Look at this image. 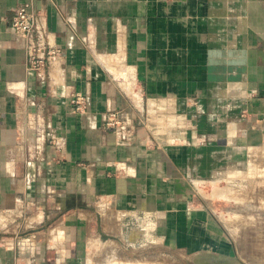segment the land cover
<instances>
[{"label": "crops", "instance_id": "crops-1", "mask_svg": "<svg viewBox=\"0 0 264 264\" xmlns=\"http://www.w3.org/2000/svg\"><path fill=\"white\" fill-rule=\"evenodd\" d=\"M23 5L60 51L43 79ZM258 155L264 0H0V264H253L200 187Z\"/></svg>", "mask_w": 264, "mask_h": 264}, {"label": "rangeland", "instance_id": "rangeland-1", "mask_svg": "<svg viewBox=\"0 0 264 264\" xmlns=\"http://www.w3.org/2000/svg\"><path fill=\"white\" fill-rule=\"evenodd\" d=\"M239 172L201 186V196L219 213L234 241L254 242V248L243 251L246 258L253 264H264V155H258Z\"/></svg>", "mask_w": 264, "mask_h": 264}, {"label": "built area", "instance_id": "built-area-1", "mask_svg": "<svg viewBox=\"0 0 264 264\" xmlns=\"http://www.w3.org/2000/svg\"><path fill=\"white\" fill-rule=\"evenodd\" d=\"M11 28L24 43L27 69L43 79L46 68L60 56V51L51 44L45 18L23 5L16 10L12 17ZM71 103L75 105L76 112H81L86 107V100L83 97H72ZM103 125L106 130L113 133L119 143L128 144L131 142L132 132L128 125L119 118L116 111H108L105 114ZM52 144L57 145L53 141Z\"/></svg>", "mask_w": 264, "mask_h": 264}]
</instances>
